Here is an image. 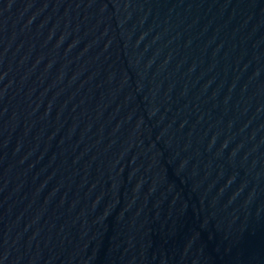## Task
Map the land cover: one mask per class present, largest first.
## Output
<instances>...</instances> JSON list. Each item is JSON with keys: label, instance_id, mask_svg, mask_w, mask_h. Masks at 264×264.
Segmentation results:
<instances>
[{"label": "water", "instance_id": "water-1", "mask_svg": "<svg viewBox=\"0 0 264 264\" xmlns=\"http://www.w3.org/2000/svg\"><path fill=\"white\" fill-rule=\"evenodd\" d=\"M0 264H264V0H0Z\"/></svg>", "mask_w": 264, "mask_h": 264}]
</instances>
